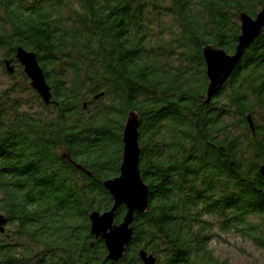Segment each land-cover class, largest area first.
Wrapping results in <instances>:
<instances>
[{
  "label": "trees",
  "instance_id": "1",
  "mask_svg": "<svg viewBox=\"0 0 264 264\" xmlns=\"http://www.w3.org/2000/svg\"><path fill=\"white\" fill-rule=\"evenodd\" d=\"M263 3L0 0L3 56L18 65L17 46L33 51L53 101H40L47 116L17 99L0 108V211L14 228L0 231V264H142L141 248L159 264H227L209 246L216 227L264 249V26L208 103L201 53L233 52L238 13ZM131 109L149 206L111 262L88 213L112 206L102 182L119 173Z\"/></svg>",
  "mask_w": 264,
  "mask_h": 264
},
{
  "label": "water",
  "instance_id": "2",
  "mask_svg": "<svg viewBox=\"0 0 264 264\" xmlns=\"http://www.w3.org/2000/svg\"><path fill=\"white\" fill-rule=\"evenodd\" d=\"M240 32L237 36L233 52H227L222 47L213 43H207L201 47V53L207 76V87L204 94V102L208 103L213 96L221 89L230 76L233 68L241 58L245 48L258 36L264 26V3L254 16L241 11L238 13ZM15 59L23 67L25 75L29 78L30 86L37 91L41 100L47 105L51 104L50 87L46 82L42 68L33 51L21 46L15 49ZM11 60L6 59L5 65L9 72ZM102 94V93H100ZM98 95H95L97 98ZM249 127L253 129V122L250 115H247ZM140 117L135 110H129L125 117L122 130V159L119 166V173L102 183L104 188L112 196V206L105 211L92 210L88 213L90 233L100 237L106 247L105 258L111 262H117L122 256L133 237L132 221L135 212H144L148 209V186L140 176L139 156L140 145L138 142V126ZM64 158L69 157L64 154ZM74 166L84 171L79 163ZM259 171L264 177V163L260 164ZM88 174L90 171L86 170ZM123 204L125 212L119 222H114L117 207ZM6 218L0 215V231H4L3 224ZM138 256L142 264H158L156 257L145 249L138 250Z\"/></svg>",
  "mask_w": 264,
  "mask_h": 264
},
{
  "label": "rangeland",
  "instance_id": "3",
  "mask_svg": "<svg viewBox=\"0 0 264 264\" xmlns=\"http://www.w3.org/2000/svg\"><path fill=\"white\" fill-rule=\"evenodd\" d=\"M260 7L261 6H259L258 10L260 9ZM236 20L239 25V19L236 18ZM151 28L156 29L154 25H151ZM171 30L172 32L176 31L174 27H171ZM154 31H156L157 33L156 37H154L155 41L158 37L159 28ZM162 35L165 38L164 41L167 42L168 38L171 36V33L165 31ZM158 42L162 43L163 41L160 39ZM8 58H5L0 50V61L2 60L4 62ZM169 61L173 64L176 63V60L173 57H170ZM10 66L12 67V72H9L6 69V65L4 63H0V108H2L3 105L5 107L11 106V101L17 99L22 103L21 109L37 112L38 115L47 116L46 114L49 113V110L53 111V108L49 104L46 105L41 100V97L39 96L37 91L30 86V80L25 75L23 67L20 64L17 65L12 61L10 63ZM22 73L25 75L27 80L24 79ZM100 93L103 94V92ZM102 94H100L99 96H101ZM40 101H42L45 106H47V108L49 109L48 111H45L40 107ZM49 116H51V114H49ZM62 150L63 148H60V150L58 151L62 152ZM61 154L64 155L66 153L63 150ZM0 215L4 216V213L0 211ZM3 227L6 233L8 232L12 234L14 228L11 224L5 222L3 224ZM214 232L215 236L210 241L209 246L212 249L214 255L221 260H226L227 264H261L262 262H264V249L253 245L248 238L243 237L232 230L221 231L217 227L214 228ZM156 262L158 263V261Z\"/></svg>",
  "mask_w": 264,
  "mask_h": 264
}]
</instances>
